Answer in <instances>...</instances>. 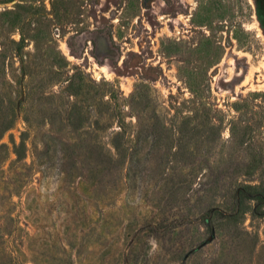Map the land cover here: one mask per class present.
<instances>
[{"label": "rangeland", "instance_id": "obj_1", "mask_svg": "<svg viewBox=\"0 0 264 264\" xmlns=\"http://www.w3.org/2000/svg\"><path fill=\"white\" fill-rule=\"evenodd\" d=\"M0 264H264V0H0Z\"/></svg>", "mask_w": 264, "mask_h": 264}]
</instances>
